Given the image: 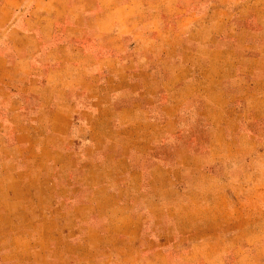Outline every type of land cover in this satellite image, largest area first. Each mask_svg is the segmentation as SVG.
I'll use <instances>...</instances> for the list:
<instances>
[{
	"label": "crops",
	"instance_id": "obj_1",
	"mask_svg": "<svg viewBox=\"0 0 264 264\" xmlns=\"http://www.w3.org/2000/svg\"><path fill=\"white\" fill-rule=\"evenodd\" d=\"M170 1L163 0L157 14L171 12ZM19 5L0 2V171L11 166L31 174L37 182L29 188L48 191L44 204L59 206L60 215L90 219L80 227L82 240L107 235L95 223L98 206L106 202L96 197L97 190L122 207L135 202L129 198L133 179L148 183L154 174L176 169L162 160L164 154L197 160L185 141L204 142L212 154L217 130L228 129L226 97L239 77L244 45L252 46L245 54L252 72L260 68L264 23L254 10L233 11L229 34L228 29L213 34L216 40L223 36L217 45L203 49L193 41L186 54L174 35L168 40L146 32L157 25L144 4L137 18L115 15L101 29L94 18L72 21L67 13L48 21L32 0ZM248 17L251 26L244 24ZM224 24L230 26L229 18ZM81 34L87 38L75 41ZM199 49L203 54L197 55ZM29 158L37 165L18 166ZM75 172L81 174L73 178ZM94 172H113L124 182L100 185L91 178ZM48 212L44 218L57 217ZM125 218L133 220L130 214ZM108 219L106 213L103 220ZM51 248L57 250L55 244Z\"/></svg>",
	"mask_w": 264,
	"mask_h": 264
},
{
	"label": "rangeland",
	"instance_id": "obj_2",
	"mask_svg": "<svg viewBox=\"0 0 264 264\" xmlns=\"http://www.w3.org/2000/svg\"><path fill=\"white\" fill-rule=\"evenodd\" d=\"M1 1L20 7L28 0ZM32 1L38 13L46 12L48 21L70 13L72 21L94 18L99 29L115 15L137 18L139 4H144L157 25L147 26L146 32L168 40L174 35L186 54L193 41L203 49L217 45L223 36L216 40L213 34L227 29L229 34L237 9L244 15L254 10L264 23V0H172L168 4L171 12L165 14H157L163 0ZM228 18L230 26L225 29ZM172 19H179L176 26L160 27ZM244 19L251 26V18ZM83 38L87 35L74 40ZM248 46L244 45L246 55L252 50ZM261 47L259 75V71L252 72V60L245 54L239 63V77L226 97L228 129L217 130L212 154L204 142L185 141L199 155L197 160L164 154L162 160L176 169L156 173L148 183L133 179L134 196L129 198L135 202L122 207L97 190L96 197L106 202L98 206L100 216L95 223L102 224L105 236L94 233L82 240L80 227H87L90 219L76 220L74 212L60 215L59 206L44 204L42 197L46 194L49 199L48 191L43 186L30 189L29 183L37 182L31 174L11 166L0 171V264H264V45ZM203 51L199 49L197 55ZM176 55L175 50L174 59ZM198 126L204 133L205 124L198 121ZM23 165L37 163L29 158L19 161L18 166ZM79 174L73 173V178ZM91 178L100 185L124 182L113 172H94ZM126 194L122 189L121 195ZM49 208L56 212L53 220L44 218ZM106 213L109 219L105 222ZM128 214L132 221L125 218ZM54 244L57 250H52Z\"/></svg>",
	"mask_w": 264,
	"mask_h": 264
}]
</instances>
